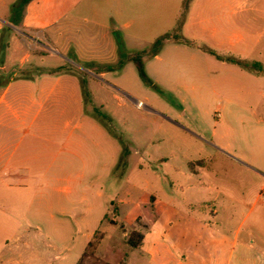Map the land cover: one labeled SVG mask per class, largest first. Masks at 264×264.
Wrapping results in <instances>:
<instances>
[{"label": "crops", "instance_id": "1", "mask_svg": "<svg viewBox=\"0 0 264 264\" xmlns=\"http://www.w3.org/2000/svg\"><path fill=\"white\" fill-rule=\"evenodd\" d=\"M18 1L7 11L0 7V264H63L56 242L69 241L71 224L81 225L72 234L86 233L87 246L103 234L95 257L104 263L264 264V0H32L17 19L12 10ZM180 16L188 18L181 27L187 41L169 37L145 62L158 71L159 83L174 70L186 71L189 60L190 79L199 80L192 95L204 90L207 100L222 98L227 120L220 125L227 133L218 149L236 169L203 185L208 176L201 163L212 160L216 144L205 140L201 126L181 125L184 111L175 119L146 106L164 133L149 141V160L142 157L139 167L152 162L153 180L163 184L165 166L171 167L173 184L188 193L178 199L174 190L153 192L130 225L119 215L108 219L110 235L91 231L89 185L95 176L128 178L134 142L124 145L113 122L88 115L85 80L64 71V54L86 64H115V36L123 35L126 46L154 45L180 26ZM6 27L11 43L2 50ZM123 72L114 73L121 92ZM133 231L144 236L139 248L127 243ZM107 238L116 260L99 255ZM64 251L80 257L75 245Z\"/></svg>", "mask_w": 264, "mask_h": 264}, {"label": "rangeland", "instance_id": "2", "mask_svg": "<svg viewBox=\"0 0 264 264\" xmlns=\"http://www.w3.org/2000/svg\"><path fill=\"white\" fill-rule=\"evenodd\" d=\"M13 1L15 2V0ZM13 1H0V7L1 9L3 8V12L4 10L7 11L9 9L10 5L14 3ZM7 4H9V7ZM16 4L14 6H16ZM12 12L18 19L22 15V8L18 11V9L16 10L14 7ZM186 20H188L186 16H180L179 29L177 27L174 31L170 32L171 34L163 35L161 38L171 37L183 40L184 38L182 37L184 36L181 27H183ZM11 35L12 31L6 27L4 33L5 43H11ZM189 36H187L188 40L192 42L193 40H191ZM114 39L116 40V46L118 47V52L120 54L119 59L115 64H86L78 61L73 54H64L67 62H69V65L67 66L68 68H65L64 71L78 73L80 77L85 80L83 81V85L85 93H87L85 103L88 115H92L95 119L106 124L113 122L115 127L114 132L121 135L122 143L124 145H126L129 139H132L134 142L133 145H130L132 156L130 159L131 168L128 178L123 180L121 174L118 173L117 178L114 175H110L107 177H100V180L98 181V177L95 176L93 177L95 184L89 185V189L93 190L90 193H87V201L92 207L90 217L86 219V224L91 231H106L109 235L112 231L109 232L111 225L109 224L108 219H117L120 215L121 219L130 225L136 217L143 214L144 209L142 208V204L146 200L148 194L150 195L153 192H159L160 195L166 196L168 190H174L178 199H184V196L188 193H184L180 190L179 185L173 184V178L169 175L172 171L171 167L165 166L166 170L164 171V174L166 177L164 176V184L160 181V178L159 182L153 180L152 162L143 164L145 165V170L140 169L139 166L142 163V157L147 156L149 160V155L147 153L149 141L154 138H161L164 129L160 123V119H158L159 117H156L152 112H149L146 109L139 110L136 101H142L146 106L153 109L169 112L175 119H179L177 118L178 116L176 113L184 111L185 115L179 120L181 125L185 128H197L198 126H201L199 131L205 135V140L209 143L212 141L216 144V147H212V160L207 161L204 164L201 163V166L204 165L205 169H207L208 176V181L204 182L203 185L213 182L214 177L216 176L221 178L220 176L225 175L226 173L229 174V172L231 173L236 169L235 165L230 162L231 159L226 158L223 149H218L221 146V136H225L227 133V130L220 125L221 122L224 123L227 120L226 110L223 111L219 108L224 105L225 102H223L222 98L211 97L207 100L204 96L205 92L203 89H200L203 90V92H200L198 96L194 97L192 95V85L199 83V80L192 81L190 79L188 67L190 65L189 60H184L183 62L185 67L187 66L186 71L174 70L168 74V79L163 78L157 83L155 77H157L158 71L150 67V60L147 62L148 64L145 62V58L148 57L151 59L154 57L152 55L153 51H155L154 45L135 41L131 45L126 46L125 43H121L122 40H125L123 35L115 36ZM184 40H186V38ZM194 42L201 43V41L197 40H194ZM24 52L30 53L31 56L34 55L28 50H25ZM17 56L21 55L18 53ZM134 58H139L144 63L145 72L154 87L150 86L143 80ZM45 59L52 63L60 60ZM77 61L79 63H77ZM129 61H131V63ZM178 68H180L179 63ZM120 69H123L125 71L123 73L127 74L125 78L122 77V79L117 82L123 87L122 92L115 86V79L120 75H114L115 71H119ZM102 72H105L106 76H101L100 73ZM185 86L187 87L185 88ZM188 86L190 87L189 91H187ZM115 88L120 91H117L119 97H116L113 91ZM129 96L133 97L136 101H132ZM196 106L201 107L198 109ZM216 122L218 124L215 125ZM140 124H143V127H140ZM160 128H162L163 131H161ZM213 133L215 134L212 135ZM149 151L155 152V148H150ZM120 153L121 150H118L117 169H120L124 156H119ZM121 172H123V170H121ZM99 175H101V173ZM163 188L164 192H162ZM210 192L214 197L215 192ZM81 195L82 193L79 194V196ZM216 203L219 204L220 202ZM106 217L107 220H105ZM79 221H82V219L80 220L79 218L78 222ZM79 227H81V225L78 226L71 224L69 226V241L62 243L56 242L60 250L63 251V264H78L81 261L83 262V253L86 252V248L88 247L87 234L84 233V235L79 236L72 234V231H75V229ZM258 231L259 230H256V233H259ZM114 235L115 237H118V233L112 234L111 237ZM102 236L103 234L101 233L96 236L97 242ZM117 240V238H114V241ZM40 243L43 244L42 242ZM111 244V239L107 238L99 247V255H101L102 258L105 257V255H110L112 260H116L118 254H116L115 250L113 251L110 247ZM64 245H67L70 249L75 245V251H77V254L80 255V257L78 258L74 255L76 252H65ZM40 249L44 250L43 247H40ZM111 250L114 253L110 254V252H112ZM125 253H127L126 250ZM54 254L55 253H53V255ZM91 258L92 259H84V263L101 264L106 261L105 258H103V260L101 259L102 261H99L95 256ZM56 264H62V262H57Z\"/></svg>", "mask_w": 264, "mask_h": 264}, {"label": "trees", "instance_id": "3", "mask_svg": "<svg viewBox=\"0 0 264 264\" xmlns=\"http://www.w3.org/2000/svg\"><path fill=\"white\" fill-rule=\"evenodd\" d=\"M32 0H19V2L16 4L15 9L18 11L22 8V11L23 9L26 8V6L31 2ZM167 37H163L159 40H157L154 44V49L155 51H153V56H155L156 54L159 53L160 49L162 48L163 44L167 41ZM4 43L3 42V39H2V43H1V49L3 50L4 48ZM136 64L138 65L139 67V71H140V75L141 77L143 78V80L149 84L150 86L154 87L153 83L151 82L150 78L147 76L146 72H145V68H144V63L139 59V58H134ZM246 66V65H245ZM254 67H257V66H254ZM87 96V93H85V89H84V97ZM143 239H144V236L143 234L137 232V231H133L128 240H127V243L133 247V248H139L142 243H143ZM97 241H94L92 243L89 244L85 254L83 255V262L81 261L79 264H84V259L88 258V257H93L95 256V253H96V250H97ZM101 264H109V263H101Z\"/></svg>", "mask_w": 264, "mask_h": 264}, {"label": "built area", "instance_id": "4", "mask_svg": "<svg viewBox=\"0 0 264 264\" xmlns=\"http://www.w3.org/2000/svg\"><path fill=\"white\" fill-rule=\"evenodd\" d=\"M136 105L139 110L146 109V105L142 101H136Z\"/></svg>", "mask_w": 264, "mask_h": 264}]
</instances>
